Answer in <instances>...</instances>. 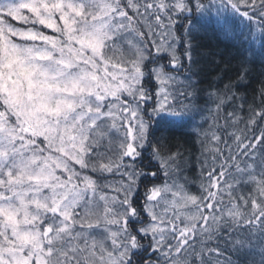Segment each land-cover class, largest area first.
<instances>
[{
    "label": "snow or ice",
    "instance_id": "obj_1",
    "mask_svg": "<svg viewBox=\"0 0 264 264\" xmlns=\"http://www.w3.org/2000/svg\"><path fill=\"white\" fill-rule=\"evenodd\" d=\"M0 264H264V0H0Z\"/></svg>",
    "mask_w": 264,
    "mask_h": 264
}]
</instances>
